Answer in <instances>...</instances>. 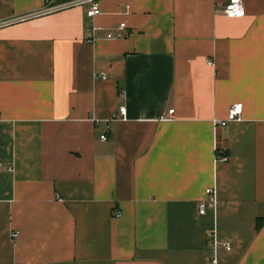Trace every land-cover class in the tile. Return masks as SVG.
Masks as SVG:
<instances>
[{"label":"crops","instance_id":"obj_1","mask_svg":"<svg viewBox=\"0 0 264 264\" xmlns=\"http://www.w3.org/2000/svg\"><path fill=\"white\" fill-rule=\"evenodd\" d=\"M227 2L100 0L0 27V264H264V0L241 18ZM44 3L0 0V21Z\"/></svg>","mask_w":264,"mask_h":264},{"label":"built area","instance_id":"obj_2","mask_svg":"<svg viewBox=\"0 0 264 264\" xmlns=\"http://www.w3.org/2000/svg\"><path fill=\"white\" fill-rule=\"evenodd\" d=\"M77 6H87V16L89 17H95L96 15L101 13V6H100V0H45L44 6L40 11L34 12L30 15H27L26 17H18L13 19H7L0 21V27L9 25L13 22L20 21L22 19L28 18V17H34L41 14L46 13H52L60 10H65ZM225 15L229 18H241L246 15V8L244 5L243 0H228V2L225 4ZM126 26V23H121L119 26L120 31L118 32H109L107 34V37L109 38H122L124 37V33L122 30ZM95 31L96 28H93L92 34L88 37V42H94L96 40L95 37ZM100 77L105 78V74L101 73ZM244 111V104L243 102H237L231 105L227 117L223 119H218L217 122L220 126L226 127L230 122L238 121L242 119ZM121 115L123 117H126V108L121 107L120 108ZM175 109H169L168 114L160 115L157 120L160 121H167L172 120L175 118ZM102 139H107V135H101ZM218 161L226 162L229 160V156L227 154H221L217 155ZM9 170H12V168H9ZM206 193L209 195V199L206 201H202L199 204L200 207V213L205 214L207 211V207L210 206L211 208L216 207L217 197L215 194V190L212 187H208L206 189ZM118 213L117 215H119ZM17 233H14L13 236L15 237ZM227 248H230V245H226ZM214 263H216V259H214Z\"/></svg>","mask_w":264,"mask_h":264},{"label":"trees","instance_id":"obj_3","mask_svg":"<svg viewBox=\"0 0 264 264\" xmlns=\"http://www.w3.org/2000/svg\"><path fill=\"white\" fill-rule=\"evenodd\" d=\"M221 154H222V152L220 150H218V155H221ZM261 226H262V222H260V224L258 225V228L259 227L261 228Z\"/></svg>","mask_w":264,"mask_h":264}]
</instances>
